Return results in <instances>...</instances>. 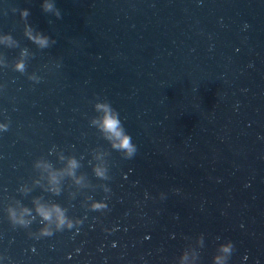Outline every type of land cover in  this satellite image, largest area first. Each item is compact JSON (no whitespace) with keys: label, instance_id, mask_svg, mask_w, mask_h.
<instances>
[{"label":"water","instance_id":"obj_1","mask_svg":"<svg viewBox=\"0 0 264 264\" xmlns=\"http://www.w3.org/2000/svg\"><path fill=\"white\" fill-rule=\"evenodd\" d=\"M0 126V264H264V0H0Z\"/></svg>","mask_w":264,"mask_h":264},{"label":"clouds","instance_id":"obj_2","mask_svg":"<svg viewBox=\"0 0 264 264\" xmlns=\"http://www.w3.org/2000/svg\"><path fill=\"white\" fill-rule=\"evenodd\" d=\"M42 9L45 13H53V15L60 18L61 13L55 9L54 3L52 2H45L42 5ZM16 11V9H14ZM21 19H26L29 16L28 10H21L19 12ZM25 34L28 36V39L31 40L33 43L38 45L40 48H46L49 44V40L47 37L42 36L39 33L35 35L32 34V30L30 28L26 29ZM5 41L8 40V37L4 38ZM16 70L23 72L24 71V64L18 63L16 65ZM99 110L103 111V117L100 121V126L102 130L109 134V136L115 139L116 143L113 144V147L117 150L123 151L126 158H132L136 153L137 149L136 146L132 143L131 137L125 134L124 129L122 127L121 121L119 119V115L116 111H114L109 105H98ZM0 129L7 131L5 126H0ZM77 165L75 161L70 163L71 168H75ZM98 176H103L99 170H97ZM55 179V178H53ZM24 214H30L28 209L23 210ZM37 214L45 221H50L55 214L56 217V226L57 228H63L66 225V217L64 212L58 206H52L51 208H45L44 206H38L36 208ZM11 216L14 222H18L23 224V220L16 221L15 220V213H11ZM68 227L72 225L70 223L67 224ZM43 235H51V233L44 231L42 232ZM224 252H228L229 248L222 249Z\"/></svg>","mask_w":264,"mask_h":264}]
</instances>
